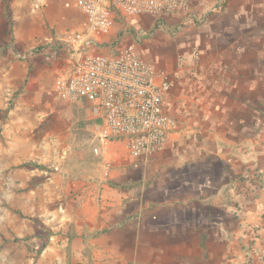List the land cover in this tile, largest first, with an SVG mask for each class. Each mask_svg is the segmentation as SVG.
Listing matches in <instances>:
<instances>
[{
  "label": "crops",
  "instance_id": "1",
  "mask_svg": "<svg viewBox=\"0 0 264 264\" xmlns=\"http://www.w3.org/2000/svg\"><path fill=\"white\" fill-rule=\"evenodd\" d=\"M9 1L0 264H264V0H190L163 23L117 13L96 53L137 43L173 83L175 129L163 151L139 158L100 142L85 105L55 99L75 61L64 37L85 29L75 0ZM56 108L80 112L78 131L93 138L64 144L70 128L48 120Z\"/></svg>",
  "mask_w": 264,
  "mask_h": 264
},
{
  "label": "built area",
  "instance_id": "2",
  "mask_svg": "<svg viewBox=\"0 0 264 264\" xmlns=\"http://www.w3.org/2000/svg\"><path fill=\"white\" fill-rule=\"evenodd\" d=\"M75 4L85 18V29L64 37L63 47L75 61L55 81L53 94L90 110L99 121L94 129L100 142H121L135 158L160 153L176 125L165 106L171 79L140 58L137 43L113 54L96 50L114 27L117 13L163 23L170 15L186 13L190 0H75Z\"/></svg>",
  "mask_w": 264,
  "mask_h": 264
},
{
  "label": "rangeland",
  "instance_id": "3",
  "mask_svg": "<svg viewBox=\"0 0 264 264\" xmlns=\"http://www.w3.org/2000/svg\"><path fill=\"white\" fill-rule=\"evenodd\" d=\"M3 2L5 4V13L2 14V15H3V17L7 18V23H9L12 26L13 25V21H12L13 20V15L11 16V12H10L11 11V2L9 0H2L1 3H3ZM41 12H42V10H41ZM2 24H6L5 18L4 19H0V26ZM11 31H12V27H11ZM6 34H9L8 31L4 30V28L2 27L1 28V33H0V38L9 37V35H6ZM60 43L61 42L53 43V44L51 43L52 44L51 46H53L56 49ZM33 48H36V46L33 47ZM32 50L33 49H30V50L28 49V50H25V51H27L29 53V52H32ZM55 99L59 100L58 98H55ZM60 101H62V100H60ZM65 111H66V109H65ZM70 112H73V114H71ZM57 113L61 114V115L56 117ZM80 116H81V113L80 112L76 113V110H74V109H73V111L72 110L66 111V112L62 111V112L59 113V112H57V108H56V110H54V112H51L49 114V117H48V120H50L51 123H53L54 125L64 126V129H66V130L70 128L68 132L65 131L68 134L65 133L64 140H63L64 144H67V146H70V148H72L71 146L77 144V142H82V140L87 141V140H89L91 138V136L93 138V135H91L88 138L81 137V132L78 131L80 129V127H79L80 125L77 122V119H79ZM81 118L82 117H80V119ZM43 132L44 131L42 130L41 132H38V133L36 132L35 135H34V139H35V142H36L35 143L36 147H38V144H39V142L41 140ZM54 137L55 136H52V135L50 136L52 141L57 138V137L56 138H54Z\"/></svg>",
  "mask_w": 264,
  "mask_h": 264
}]
</instances>
